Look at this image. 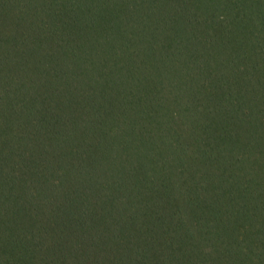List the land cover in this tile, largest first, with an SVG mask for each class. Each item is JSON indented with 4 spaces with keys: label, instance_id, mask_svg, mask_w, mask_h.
<instances>
[{
    "label": "trees",
    "instance_id": "1",
    "mask_svg": "<svg viewBox=\"0 0 264 264\" xmlns=\"http://www.w3.org/2000/svg\"><path fill=\"white\" fill-rule=\"evenodd\" d=\"M0 264H264V0H0Z\"/></svg>",
    "mask_w": 264,
    "mask_h": 264
}]
</instances>
